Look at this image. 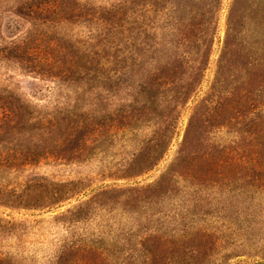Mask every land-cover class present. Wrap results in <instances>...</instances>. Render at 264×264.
<instances>
[{
  "label": "rangeland",
  "instance_id": "rangeland-1",
  "mask_svg": "<svg viewBox=\"0 0 264 264\" xmlns=\"http://www.w3.org/2000/svg\"><path fill=\"white\" fill-rule=\"evenodd\" d=\"M170 6L0 0V264H264V0Z\"/></svg>",
  "mask_w": 264,
  "mask_h": 264
},
{
  "label": "trees",
  "instance_id": "trees-1",
  "mask_svg": "<svg viewBox=\"0 0 264 264\" xmlns=\"http://www.w3.org/2000/svg\"><path fill=\"white\" fill-rule=\"evenodd\" d=\"M197 1L198 0H170L171 6L169 7L168 12L175 14L181 6H185L184 9L189 8V6L191 7L192 5L197 3ZM209 4H211L212 6L214 4L218 5V0H208V5Z\"/></svg>",
  "mask_w": 264,
  "mask_h": 264
}]
</instances>
